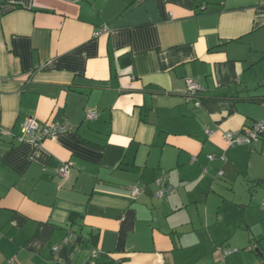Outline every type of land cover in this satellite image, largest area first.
Returning a JSON list of instances; mask_svg holds the SVG:
<instances>
[{
    "label": "crops",
    "instance_id": "0c3cea01",
    "mask_svg": "<svg viewBox=\"0 0 264 264\" xmlns=\"http://www.w3.org/2000/svg\"><path fill=\"white\" fill-rule=\"evenodd\" d=\"M262 120L264 0H0V264H264Z\"/></svg>",
    "mask_w": 264,
    "mask_h": 264
},
{
    "label": "built area",
    "instance_id": "2783aa9c",
    "mask_svg": "<svg viewBox=\"0 0 264 264\" xmlns=\"http://www.w3.org/2000/svg\"><path fill=\"white\" fill-rule=\"evenodd\" d=\"M109 33V29L104 27L101 30H98L95 33V36H100L102 34ZM203 91L201 86L192 79L186 80V92L185 98L189 103H193L195 107H200V93ZM88 119L92 120L96 118L94 113L89 114ZM70 128L67 122H45L41 123L36 118L28 117L24 120L22 125V134L19 138L20 143H31L34 145H42V143L52 138L53 136L63 133ZM10 134L9 132H7ZM207 134L212 137L215 132L213 130H208ZM264 137V120L256 122L249 130L239 131V132H225L222 135V138L226 145L230 147L235 146H248L252 147L254 143L260 141ZM210 160H213V156H209ZM196 160V158H194ZM70 166L68 164H64L60 168V174L63 177H68ZM220 175H223V172H220ZM1 181V176H0ZM155 184L157 186V191L155 196L159 199H163L167 197L169 194L174 192V187L169 183V176L167 173H162L155 180ZM131 196L134 199L140 198L144 189L140 187H134L131 189ZM68 242V241H66ZM59 246H55L54 251H59ZM237 249L228 250L226 253L229 254L231 252H235ZM99 258V252L94 250L92 251L90 263L89 264H97V260ZM14 260H11L13 262ZM223 264V263H221Z\"/></svg>",
    "mask_w": 264,
    "mask_h": 264
},
{
    "label": "rangeland",
    "instance_id": "374dc122",
    "mask_svg": "<svg viewBox=\"0 0 264 264\" xmlns=\"http://www.w3.org/2000/svg\"><path fill=\"white\" fill-rule=\"evenodd\" d=\"M251 187H253V185ZM255 189H256V187L255 188H252V190H255ZM253 196H255V198L254 199H251V202L253 200V203H256L255 208L256 209H258V208L260 209L261 206H262V202L259 201L260 198H261V196L259 194H254ZM250 212L253 213V212H256V211L254 209H250Z\"/></svg>",
    "mask_w": 264,
    "mask_h": 264
},
{
    "label": "trees",
    "instance_id": "16d2710c",
    "mask_svg": "<svg viewBox=\"0 0 264 264\" xmlns=\"http://www.w3.org/2000/svg\"><path fill=\"white\" fill-rule=\"evenodd\" d=\"M175 191V190H174Z\"/></svg>",
    "mask_w": 264,
    "mask_h": 264
}]
</instances>
